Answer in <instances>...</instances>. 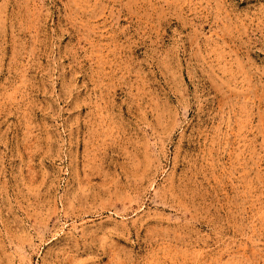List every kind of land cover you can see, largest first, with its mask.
<instances>
[{
    "label": "rangeland",
    "instance_id": "obj_1",
    "mask_svg": "<svg viewBox=\"0 0 264 264\" xmlns=\"http://www.w3.org/2000/svg\"><path fill=\"white\" fill-rule=\"evenodd\" d=\"M0 264H264V0H0Z\"/></svg>",
    "mask_w": 264,
    "mask_h": 264
}]
</instances>
